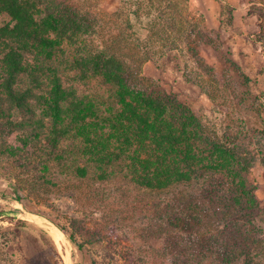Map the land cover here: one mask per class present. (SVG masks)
I'll list each match as a JSON object with an SVG mask.
<instances>
[{"label": "trees", "instance_id": "trees-1", "mask_svg": "<svg viewBox=\"0 0 264 264\" xmlns=\"http://www.w3.org/2000/svg\"><path fill=\"white\" fill-rule=\"evenodd\" d=\"M87 1L0 0V89L10 105L6 114L0 110L6 117L0 119V151L16 169L15 178L37 189L54 173L55 188L67 198L84 194L103 207L97 243L119 239L127 227L178 252L174 236H194L192 245L209 240L199 234L201 218L219 215L220 208L223 227L238 224L241 218L232 214L240 205L228 192L213 197L210 183L220 175H246V156L211 136L190 108L143 75L152 45L166 44L161 0L142 40L124 35L119 10L109 0H95L92 7ZM131 14L141 18L140 10ZM127 26L132 30L130 20ZM198 39L186 35L189 51ZM40 144H50L52 153ZM232 163L237 170L228 167ZM207 201L213 205L206 209ZM16 225L35 222L20 219ZM215 226L208 229L217 231ZM59 230L84 249L86 240L78 243L76 233ZM129 258L145 264L133 252Z\"/></svg>", "mask_w": 264, "mask_h": 264}, {"label": "rangeland", "instance_id": "rangeland-1", "mask_svg": "<svg viewBox=\"0 0 264 264\" xmlns=\"http://www.w3.org/2000/svg\"><path fill=\"white\" fill-rule=\"evenodd\" d=\"M89 1L92 7L95 0ZM111 1L119 10L124 35L145 39L144 28L160 13L154 5L157 0H134L131 5L126 3L129 0ZM160 4V9L165 8L166 44L152 45V60L143 64V75L190 108L211 136L227 140L246 156L250 164L246 175L225 179L220 175L210 183L217 195L213 197L228 192L240 205L232 214L241 218L238 224L223 227L220 215L225 211L220 208L219 215L201 218L199 234L209 240L192 245L194 236H174L181 244L178 252L161 240L147 242L148 232L127 227L120 230L119 239L97 243L95 225L105 222L103 207L89 203L84 194L67 198L69 193L55 188L54 173L50 182L30 189L31 181L15 178L16 169L2 150L0 264H133L131 252L145 264H264V0H161ZM137 10L140 19L131 14ZM187 34L199 37L194 46L189 42L194 47L190 51ZM152 39L158 42L160 37L152 35ZM9 108L0 89V110L6 114ZM0 119H6L1 112ZM41 147L49 154L53 151L50 144ZM228 167L238 168L233 163ZM207 198L215 204L210 195ZM213 204L207 201L204 207ZM20 219L33 220L35 225L18 227ZM211 223L217 231L208 229ZM59 229L76 233L78 243L86 240L84 249L79 250ZM53 230L61 234L59 243L51 235Z\"/></svg>", "mask_w": 264, "mask_h": 264}, {"label": "bare ground", "instance_id": "bare-ground-1", "mask_svg": "<svg viewBox=\"0 0 264 264\" xmlns=\"http://www.w3.org/2000/svg\"><path fill=\"white\" fill-rule=\"evenodd\" d=\"M51 235L55 242L59 243L61 241V234L57 232L56 230L51 231Z\"/></svg>", "mask_w": 264, "mask_h": 264}]
</instances>
